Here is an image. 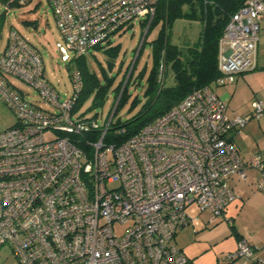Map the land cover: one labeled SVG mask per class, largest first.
I'll return each mask as SVG.
<instances>
[{"label": "built area", "instance_id": "1", "mask_svg": "<svg viewBox=\"0 0 264 264\" xmlns=\"http://www.w3.org/2000/svg\"><path fill=\"white\" fill-rule=\"evenodd\" d=\"M28 1L9 0L5 10ZM47 1L66 61L67 50L86 54L136 19L149 24L159 0ZM262 19L264 0H244L229 17L218 41L215 85L254 66ZM70 80L62 98L46 80L38 52L18 31L9 32L0 52V98L15 122L0 131V243L19 264H194L176 242L196 220L188 206L209 211L207 223H214L236 197L231 176L247 180L250 168L264 192V157L243 159L227 138L234 127L264 117V99H252L248 114H229L212 87L195 88L117 143L106 134L119 95L105 118L88 116L76 108L83 88L78 68ZM19 84L51 109L28 101ZM126 222L118 234L114 225ZM239 257L264 264L243 237L226 259Z\"/></svg>", "mask_w": 264, "mask_h": 264}, {"label": "rangeland", "instance_id": "2", "mask_svg": "<svg viewBox=\"0 0 264 264\" xmlns=\"http://www.w3.org/2000/svg\"><path fill=\"white\" fill-rule=\"evenodd\" d=\"M8 1L0 0V14H2L0 45L4 43L9 32L16 29L41 56L46 80L57 88L62 98L68 97L71 91V74L77 66L73 60L74 54L70 50L66 51L68 60L62 59L59 45H64V40L55 25L51 5L47 0H29L22 4L11 3L5 10ZM147 28V26L143 27L136 19L132 25L124 27L112 37L110 45L119 44L120 49L111 70L107 67L104 52L92 48L86 53L85 58L91 69L97 70L98 66L99 68L102 66L108 75L114 77V80L108 90L104 104L97 108H91L90 99H87L80 106V111L83 114L91 116L97 113L98 118L103 119L112 112L116 87L120 82H123L122 86L126 82L130 67L137 57L136 67L127 88L130 95L121 107L115 110L114 119L124 121L136 113L138 106L130 110V103L136 95L141 99L143 97L145 80L152 67L150 41L155 38L158 26L148 34ZM201 29L202 23L197 19L178 18L174 20L171 27V43L180 49H185L198 39ZM144 39L146 40L141 46ZM258 39L259 54L264 57V19L260 21ZM257 45L256 50L258 51ZM120 62H122V66L119 68ZM128 64L129 69L126 73ZM140 71L143 72L141 78L138 79L140 84L135 86L134 79ZM173 83V73L168 66L165 69V84L171 85ZM18 86L27 92L25 96L27 100L41 102V105L48 109L49 106L47 107L42 101H38L34 89L29 88L26 84H19ZM14 122V114L0 98V131L10 127ZM256 122L258 121L253 118L250 123L255 125ZM244 132L250 135L248 140L250 149L256 146L257 136L264 135L257 125L252 130L246 128ZM246 174L251 177L256 175V171L250 169L246 171ZM229 185L234 189L236 197L227 204L223 214L216 218L214 223H207V219L210 217L209 211H201L196 203H192L186 209L192 217H196V220L192 224L182 227L176 234V242L183 252L193 260L194 264H244V262L259 264L255 260H245L242 257L231 262L226 259L228 254L236 250L237 235L235 232L243 235L252 245L255 254L254 259L256 257L264 259V193L257 190L254 184L233 183L232 180H229ZM128 225L129 222L116 223L114 230L121 234ZM0 264H19L7 243H0Z\"/></svg>", "mask_w": 264, "mask_h": 264}, {"label": "trees", "instance_id": "3", "mask_svg": "<svg viewBox=\"0 0 264 264\" xmlns=\"http://www.w3.org/2000/svg\"><path fill=\"white\" fill-rule=\"evenodd\" d=\"M243 3L244 0H159L155 14L147 28L148 34L158 26L155 38L150 41L152 67L145 80L143 97L142 99L137 95L133 97L129 109L132 110L138 106L136 113L124 121L114 120L106 134L107 138L120 143L137 133L153 119L167 112L193 89L204 86L212 87L219 74L217 68L219 38L229 17ZM178 18L197 19L202 23L198 39L185 49H180L171 43L170 39L172 24ZM142 25L145 27L147 20ZM95 48L105 53L107 67L111 70L119 53V44L110 45L108 41L105 45H98ZM85 55L73 57L76 68L80 70L83 78V88L76 108H80L87 99H90L91 108H97L104 104L114 77L108 75L102 66L100 68L98 66L97 70L91 69ZM136 58L129 72V64L127 65L126 82L123 86V82H120L116 87L115 98L119 95L116 110L130 95L127 88L136 67ZM121 66L122 62L119 68ZM168 66L174 79L171 85L165 84V69ZM142 73L140 71L135 77V86L140 84L138 79L141 78ZM121 129L123 130L120 131ZM235 233L239 240L242 236L238 232Z\"/></svg>", "mask_w": 264, "mask_h": 264}, {"label": "crops", "instance_id": "4", "mask_svg": "<svg viewBox=\"0 0 264 264\" xmlns=\"http://www.w3.org/2000/svg\"><path fill=\"white\" fill-rule=\"evenodd\" d=\"M0 20H1V16H0ZM6 43H7V38L4 41V43L0 45V52L3 51V49L6 46ZM258 47H259V39H258L257 49ZM254 61H255L254 66L248 70L236 74L235 80L232 83L225 85H215V84L212 85L213 91L225 101L227 105V112L229 114H248L252 110L250 105L252 99L254 98L264 99V57L260 56L259 49L258 51L256 50L255 52ZM252 120L253 118L250 119L248 122H246L245 125H243L242 127L236 126L227 133V138L235 144V146L239 151L240 156L243 159H248V157H250V155H252L253 153L264 155V135L262 136L260 135L259 137L257 136L255 141L256 146H254L253 149H250L249 148L250 143H248L250 135L244 132L246 128L248 130L249 129L252 130L257 125L260 131L262 132V134H264V117L256 119L258 122H256L255 125L250 123ZM250 169L255 170L256 175L251 177L247 175V180H242L239 176L232 175L230 180H232L233 183L243 182L247 185L254 184L256 187L258 172L254 168H250ZM232 190L234 192L233 188ZM239 235L243 237V235L241 234ZM236 241H237V236H236ZM244 264L247 263L244 262Z\"/></svg>", "mask_w": 264, "mask_h": 264}]
</instances>
